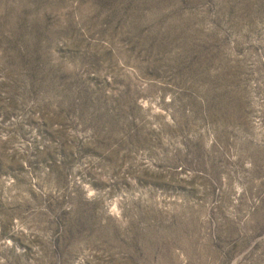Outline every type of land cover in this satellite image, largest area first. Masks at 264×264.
<instances>
[{
  "label": "rangeland",
  "instance_id": "1",
  "mask_svg": "<svg viewBox=\"0 0 264 264\" xmlns=\"http://www.w3.org/2000/svg\"><path fill=\"white\" fill-rule=\"evenodd\" d=\"M0 264H264V0H0Z\"/></svg>",
  "mask_w": 264,
  "mask_h": 264
}]
</instances>
